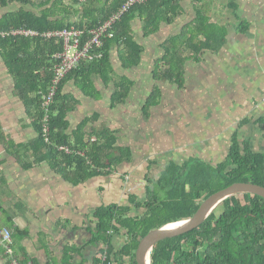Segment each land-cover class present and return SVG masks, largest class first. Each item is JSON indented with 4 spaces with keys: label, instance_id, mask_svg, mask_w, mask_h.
Instances as JSON below:
<instances>
[{
    "label": "trees",
    "instance_id": "trees-1",
    "mask_svg": "<svg viewBox=\"0 0 264 264\" xmlns=\"http://www.w3.org/2000/svg\"><path fill=\"white\" fill-rule=\"evenodd\" d=\"M65 2L69 3L68 8ZM124 2L0 0L2 9L20 5L17 11L0 17V32L26 28L45 33L76 27L89 33L115 15ZM182 14L183 0H150L124 15L110 31L113 36L104 37L102 48L95 51V54L102 53L101 58L82 61L61 82L50 106V143L45 142L42 134L41 104L52 79L53 55L62 51V43L41 37L0 36V54L15 82L14 95L26 107L38 133L37 142L30 147L35 162H49L52 171L75 185L88 178L112 175L119 165L131 162L132 150L118 145L116 130L94 126L100 120L98 114L85 119L68 134V118L80 102L66 92V86L73 82L85 97L96 101L97 78L107 86L114 83L110 109H117L128 100L134 82L127 78L117 82L112 79L115 73L112 52L118 49L123 69L136 68L143 52L132 36V21L139 19L143 36L149 37L159 32L162 24H174ZM72 17L79 19L72 21ZM88 37L85 34L83 42ZM225 41L226 31L210 24L199 11L196 19L183 27L181 34L165 43V56L154 63L152 80L185 89L186 63L201 61L205 51L218 52ZM162 95L160 86L153 85L140 110L144 123L149 121L151 110L160 105ZM250 127L259 129L264 139V117L244 120L233 134L224 160L215 165L199 158H190L182 164L171 161L156 183L146 188L142 200L130 196L128 206L110 205L98 209L94 215L95 241L104 243L112 255L114 237L119 236L121 230L125 231L127 242L117 254L127 259V264H136L134 253L138 242L151 231L192 219L203 202L233 184L251 183L264 187V152L254 150L250 140L242 141L239 136V131ZM93 139L96 141L92 142ZM0 143L7 145L1 132ZM63 146L72 153L58 151L57 147ZM22 166L32 165L23 163ZM136 212L140 215L133 216ZM111 255L107 256L106 264H112ZM150 264H264V200L253 195H238L226 200L199 229L154 246Z\"/></svg>",
    "mask_w": 264,
    "mask_h": 264
},
{
    "label": "crops",
    "instance_id": "crops-1",
    "mask_svg": "<svg viewBox=\"0 0 264 264\" xmlns=\"http://www.w3.org/2000/svg\"><path fill=\"white\" fill-rule=\"evenodd\" d=\"M220 3L219 0H189L191 12L187 15L183 0L182 16L174 24H162L161 30L149 37L143 36L139 19L132 21V36L143 52L140 64L131 69L121 67L118 49L112 52L111 61L115 71L112 79L117 82L128 75V79L135 80H132L134 86L128 100L117 109H110L114 83L107 86L97 78L96 101L85 97L73 82L66 86V92L80 102V106L68 118V134H72L85 119L98 114L100 120L94 126L116 130L118 145L131 147V162L119 165L109 176L88 178L75 185L52 171L49 162H35L30 147L37 142L38 133L26 107L14 95L15 82L7 70L13 85L9 94L0 87V132L7 144L4 146L0 143V231H11L12 254L5 255V250L0 247V263L10 264L11 259H15L19 264H99L103 256L111 255V249L95 241L94 215L98 209L110 205L128 206L130 196L142 200L146 188L156 183L171 161L180 164L190 158L212 161L213 157L195 156L188 149L189 154L182 160L173 157L169 160L170 157L163 155L151 156L148 146L152 142L149 143V138H162V135L169 133L168 122L173 119L171 113L175 109V100L163 92L165 97H161V105L151 110L147 123L142 121L140 114L145 97L153 85L158 84L162 91L161 84L168 83L151 82L154 63L165 56V43L181 34L183 27L193 22L199 11L210 24L226 31V41L218 52L205 51L201 61L189 60L186 64V87L179 91L187 95L189 78L199 74L203 102L206 104H190L193 117H189L187 125L198 122V126L204 129L200 134L205 139L210 137L213 127L222 128L224 134H219L216 143L223 145L221 155H225L222 156L224 160L233 134L241 123L264 117V0H228V3ZM201 39L203 41L204 37ZM1 61L4 64L0 54ZM146 66L150 67L145 69ZM144 73L149 80L147 95L141 91L143 86L140 80ZM194 87L192 84L193 101L199 102L195 100L198 88ZM196 108H200V116ZM73 114H76L75 117ZM116 115L121 116V127L111 126ZM133 119L138 120V127L130 136L128 133L132 134L135 129V126H130ZM190 129L188 126L187 130ZM243 130V133L249 131L251 134H239L240 139L250 140L256 151H264V139L262 133H258L259 129L250 127ZM259 138L262 139L261 147L257 144ZM23 163L32 166L24 168ZM135 215L140 213L136 212ZM125 242V231L121 230L112 242V264H127L128 260L117 254Z\"/></svg>",
    "mask_w": 264,
    "mask_h": 264
},
{
    "label": "rangeland",
    "instance_id": "rangeland-1",
    "mask_svg": "<svg viewBox=\"0 0 264 264\" xmlns=\"http://www.w3.org/2000/svg\"><path fill=\"white\" fill-rule=\"evenodd\" d=\"M219 2H221L222 4H225L226 2L228 3V0H219ZM220 3V4H221ZM68 2L64 3V6L68 8ZM184 5H185V11L187 13V15L189 14V12H191L190 8H189V0H184ZM20 8V5L18 4H13L11 5L9 8L7 9H2L0 7V17L3 16L4 13H9V12H15ZM31 10V9H29ZM77 10H81L80 9H76ZM79 19V17H72V21H77ZM23 37V36H22ZM216 53V52H215ZM189 62V61H188ZM187 62V63H188ZM186 63V64H187ZM150 66H146L145 69H148ZM218 68V65H217ZM144 69V71H145ZM71 72V71H70ZM0 87L1 89L9 94L10 89L12 88L13 85V80L12 78L8 75L7 73V69L5 68L4 64L2 63V61L0 62ZM128 79V75H125ZM147 75H145V73L143 74V78H141V84H142V90L141 91H145L146 95L148 94V87H149V80L146 79ZM189 77V74H188ZM186 78H187V74H186ZM201 76L198 75H194L193 78L192 76L189 78L188 80V84H187V88L188 94L184 95V92H180L176 86L171 85L170 83H162V92L163 94H165L166 96H169L170 99L175 100L174 104L175 109L174 111L171 113V116H173V119H171V121L168 122L169 125V133L162 135L161 137H156V138H149V143L151 145L148 146V149L151 150V156L152 157H160L159 155H163L162 157H170L169 160H171V157H173V159L176 160H182L184 157H187L186 155L189 154V151H191V153H193V155L195 156H202V158H207L210 159L211 158L212 161L208 162L211 164H217L218 162L222 161L225 155H221L223 153V149L222 148V144L221 143H216V140L218 139L217 137H219V134H224V132L222 131V128H216L213 127L210 130V137L206 138L201 136V131H203L204 129L202 128V126H198V122L195 123H191L187 125V122L189 121V117L191 116V112L192 110H189V106L192 103V105L194 106H204L206 105L205 102H203V97H202V91H201V80H200ZM133 80V79H132ZM135 81V80H133ZM152 83H156L151 81ZM194 84L195 87L194 88H198L197 92L195 93V100L199 101V102H195L194 100V95L193 90L191 88V85ZM176 89V90H174ZM184 90V89H183ZM174 91V92H173ZM206 91V90H205ZM196 94H200L199 95V99H198V95ZM165 95H162V99L163 97H165ZM217 97V101H218V96ZM167 99V97H166ZM163 102V101H162ZM170 101H168L169 103ZM161 105V103H160ZM198 108H196L197 110ZM189 110V113H188ZM200 108L197 110L199 111ZM76 114H73L72 116L75 117ZM137 116V114H136ZM199 116H200V111H199ZM87 117V116H86ZM193 117V115L191 116ZM121 118L120 115H116L113 119V125L114 127H121V122L119 121ZM114 122H116L114 124ZM191 122V121H190ZM138 120L137 119H133L132 122L130 123V126H135L134 132L131 134V132L128 133V135L132 136L135 133V130L137 129L138 126ZM190 127V130H187V127ZM215 128V129H214ZM159 130H161V128H157ZM150 131H152L150 129ZM244 130L240 131L239 134L244 136H248L249 134H251V132L246 131L245 133H243ZM165 133V132H164ZM261 133V132H258ZM153 134V131H152ZM243 137V136H242ZM153 140V141H151ZM258 146L261 147L262 144V139L259 138L258 139ZM131 148V147H130ZM259 152H264L263 149H260ZM137 155H139V153H136ZM133 155V154H132ZM151 187V186H149Z\"/></svg>",
    "mask_w": 264,
    "mask_h": 264
},
{
    "label": "built area",
    "instance_id": "built-area-1",
    "mask_svg": "<svg viewBox=\"0 0 264 264\" xmlns=\"http://www.w3.org/2000/svg\"><path fill=\"white\" fill-rule=\"evenodd\" d=\"M85 2V0H82ZM150 2V0H125L123 5L110 19L105 21L100 26L86 33L76 27L71 29H65L62 31H49L45 33H39L37 31L29 30L26 28L15 29L9 32H0V36H23L26 38L41 37L46 40H55L62 43V51L53 55L52 66V79L48 91L42 96L41 111L44 118L42 119V134L46 143L49 141V112L50 106L54 100L55 93L66 75L77 68L82 61H92L96 58H101L102 53L95 54V51H99L103 46L104 37H112L113 34L110 31L116 25V23L132 9L140 6H144ZM88 34V39L83 42V37ZM96 141L95 139L92 142ZM58 151L65 152L66 154L72 153V150L68 147H57ZM12 245V233L10 230L0 231V247L5 250V255H11ZM101 258L99 264H106V256ZM3 264V263H0ZM10 264H19L15 259H11Z\"/></svg>",
    "mask_w": 264,
    "mask_h": 264
},
{
    "label": "water",
    "instance_id": "water-1",
    "mask_svg": "<svg viewBox=\"0 0 264 264\" xmlns=\"http://www.w3.org/2000/svg\"><path fill=\"white\" fill-rule=\"evenodd\" d=\"M238 195H253L264 200V187L251 183H236L223 189L214 196L203 202L196 215L185 222L175 225H182L177 229L165 228L151 231L146 237L138 242L134 253L136 264H150V253L154 246L166 239H176L183 237L205 224L211 214L226 200Z\"/></svg>",
    "mask_w": 264,
    "mask_h": 264
},
{
    "label": "bare ground",
    "instance_id": "bare-ground-1",
    "mask_svg": "<svg viewBox=\"0 0 264 264\" xmlns=\"http://www.w3.org/2000/svg\"><path fill=\"white\" fill-rule=\"evenodd\" d=\"M180 227H182V225H172V226H170L169 227V229H177V228H180Z\"/></svg>",
    "mask_w": 264,
    "mask_h": 264
}]
</instances>
